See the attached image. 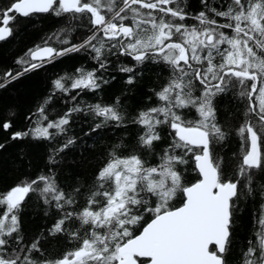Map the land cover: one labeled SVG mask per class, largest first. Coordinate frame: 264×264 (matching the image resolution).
I'll return each mask as SVG.
<instances>
[{
    "label": "snow or ice",
    "instance_id": "1",
    "mask_svg": "<svg viewBox=\"0 0 264 264\" xmlns=\"http://www.w3.org/2000/svg\"><path fill=\"white\" fill-rule=\"evenodd\" d=\"M201 4L192 13L184 0H13L0 10V42L13 35L9 25L15 16L9 13L68 14L90 32L69 47H53L45 40L29 50L27 60L17 61L22 71L16 76L8 71L5 79L15 80L81 51L91 53L98 69L78 68L77 75L58 77L53 94L101 89L109 80L97 71L106 70L113 56L135 62L121 65L122 73H134L148 62L168 71L165 84L153 93L158 103L131 119L117 97L110 105H78L52 120L42 106L37 126L13 133V140L31 134L54 142L69 132L72 113L96 118L86 135L109 123L142 128L135 145H112L90 180L77 177L71 187L61 183L62 154L76 143L69 138L50 151L47 167L34 178L0 192V264H264V204L254 223L258 229L233 257L240 201L256 193L254 181L264 174V0ZM61 35L54 32L48 39L54 36L58 44H68ZM135 80L129 75L126 83ZM233 91L246 119L236 129L243 154L230 177L229 165L216 148L226 142L231 125L218 120L214 100ZM11 126L2 125L5 130ZM164 129L169 143L157 152ZM145 152L156 155L157 162L151 163ZM190 161L200 178L189 185L184 174ZM257 187L264 195V183ZM33 195L58 215L50 228L28 239L19 216ZM178 195L183 202L174 206ZM136 226H142L139 234ZM58 237L72 247L53 255L49 240Z\"/></svg>",
    "mask_w": 264,
    "mask_h": 264
},
{
    "label": "trees",
    "instance_id": "2",
    "mask_svg": "<svg viewBox=\"0 0 264 264\" xmlns=\"http://www.w3.org/2000/svg\"><path fill=\"white\" fill-rule=\"evenodd\" d=\"M12 2L13 0H0V10L7 9ZM184 4L192 13H197L202 8L201 0H184ZM12 15L15 16V20L10 25L13 27V35L0 42V84L6 85L0 87V144L4 145L3 148H0V192L34 178L47 167L46 159L49 157L50 151L69 138L74 139L76 143L62 154L60 181L71 187L77 177L82 181L90 180L100 162L111 150V146L121 141L129 147L135 145L138 135L142 134L141 127L133 124H128L126 127H113L109 123L104 130L86 135L92 129L96 118L91 114L72 113L69 132L67 135L62 134L57 137L54 142L35 138L31 134L23 139L13 140V133L23 132L37 126L40 122L38 109L42 106L48 114V119L52 120L59 118L70 108L78 105L80 107L95 103L110 105L117 97L126 107L130 114L129 119H131L139 111L146 110L158 103V98L153 93L159 91L165 84L168 71L163 65L148 62L136 67L134 73H122L119 71L121 65L134 66L135 62L130 57L121 56L117 59L113 56L106 70L99 69L100 71H97V75H102L105 79L110 80L101 89L96 91L73 89L69 93L56 91L53 94L52 82L58 77L65 74L77 75L78 67L86 71L98 69V62L92 60L91 53L81 51L58 58L54 63L47 64L39 70L26 72L15 80L12 77L5 79V74L8 71L12 72V76H16L17 72L22 71L23 65L17 61L21 58L28 59L29 57L26 55L28 50L35 49L38 45L43 46L45 40L53 47H69L90 35L87 27H81L77 21H70L68 14L60 18L52 13H36L29 17L15 13ZM192 22L188 21V23ZM54 32L62 33L61 39H65L63 36L66 35V40L69 43L58 45L54 36L52 39H48ZM136 73H141V75H136ZM129 75L136 76V82L132 85L125 81ZM50 96L51 100L48 99ZM72 97L75 99L73 100ZM214 105L218 120L231 125L230 135L226 142L216 148V154L223 157L229 165L228 175L231 177L235 171V164L243 154L242 143L239 141L241 137L239 134L237 135L236 131L246 119L243 116V104L236 92L233 91L218 95L214 100ZM190 115L194 116L195 114ZM5 122H10L12 125L7 130L2 127ZM47 122L43 121L44 124ZM167 132L168 130L164 129L162 135L165 138L156 145L157 152L168 145ZM240 147L241 149H239ZM144 155L151 163L157 162L156 155H149L146 152ZM199 178L194 164L190 161L186 166L184 181L190 185ZM261 183H264V174H258L254 181V187L257 188L256 193L240 201V211L233 237V257L238 256V249L246 247L247 239L259 227L258 224L254 227V223L259 219L262 211L261 205L264 204V195L259 194L257 187ZM182 202V196L178 195L173 204L180 206ZM46 211L49 213L47 216L45 215ZM57 215L58 213L54 210H49L40 203L36 196L26 198L19 216L23 234L28 239L38 235L42 230L52 226ZM149 219L150 216L145 217V220ZM141 227H135L136 234H139ZM49 244L53 255H58L72 247V244L67 242L64 237L50 239Z\"/></svg>",
    "mask_w": 264,
    "mask_h": 264
},
{
    "label": "bare ground",
    "instance_id": "3",
    "mask_svg": "<svg viewBox=\"0 0 264 264\" xmlns=\"http://www.w3.org/2000/svg\"><path fill=\"white\" fill-rule=\"evenodd\" d=\"M12 14H13V13H12ZM12 14H10V15H12ZM18 15H19V14H18ZM9 26H10V25H9ZM61 28H62V27H61ZM66 28H67V27H66ZM71 29H72V28H71ZM58 30H59V29H58ZM62 30H63V29H62ZM70 31H72V30H70ZM83 31H84V30H83ZM58 32H59V31H58ZM68 32H69V30H68ZM66 33H67V32H66ZM66 33H65V34H66ZM65 36H66V35H64L63 37L66 39ZM67 37L69 38V36H67ZM61 38H62V37H61ZM61 38H60V39H61ZM54 40H55V39H54ZM77 41H78V40H77ZM39 42H40V41H39ZM56 43H57V42H56ZM51 44H52V42H51ZM36 45H37V44H36ZM58 45H59V44H58ZM66 46H67V45H66ZM69 46H70V45H69ZM33 47H34V46H33ZM59 47H61V46H59ZM29 48H30V47H29ZM28 51H29V50H28ZM25 52H26V51H25ZM86 53H87V52H86ZM26 54H27V53H26ZM17 57H18V56H17ZM16 60H17V59H16ZM26 60H27V58H26ZM92 60H93V59H92ZM122 64H123V63H122ZM117 65H118V64H117ZM117 65H116V66H117ZM123 65H124V64H123ZM94 66H95V65H94ZM80 67H81V66H80ZM78 68H79V67H78ZM112 68H114V67H112ZM115 68H116V67H115ZM22 69H23V68H22ZM96 69H97V68H96ZM76 70H77V69H76ZM91 70H92V69H91ZM115 70H117V69H115ZM62 71H63V70H62ZM99 71H100V70H99ZM99 73H100V72H99ZM24 74H25V73H24ZM62 74H63V73H62ZM126 74H127V73H126ZM67 75H68V74H67ZM98 75H99V74H98ZM106 75H107V74H106ZM122 76H123V75H122ZM56 77H57V76H56ZM104 78H105V77H104ZM111 79H112V77H111ZM126 80H127V79H126ZM126 80H125V81H126ZM11 81H12V80H11ZM109 81H110V80H109ZM135 82H136V81H135ZM52 83H53V82H52ZM5 84H6V83H5ZM97 92H98V91H97ZM234 96H235V95H234ZM238 127H239V126H238ZM234 132H235V131H234ZM234 134H235V133H234ZM237 135H238V133H237ZM235 136H236V135H235ZM236 137H237V136H236ZM238 140H239V138H238ZM239 141H240V143H242V142H241V138H240ZM239 149H241V147H240ZM36 198H37V197H36Z\"/></svg>",
    "mask_w": 264,
    "mask_h": 264
},
{
    "label": "water",
    "instance_id": "4",
    "mask_svg": "<svg viewBox=\"0 0 264 264\" xmlns=\"http://www.w3.org/2000/svg\"><path fill=\"white\" fill-rule=\"evenodd\" d=\"M10 14H12V13H9V15H10ZM0 26H4V25L1 23ZM7 39H8V38H7ZM211 246H213V245H211ZM211 246H210V248H211Z\"/></svg>",
    "mask_w": 264,
    "mask_h": 264
}]
</instances>
